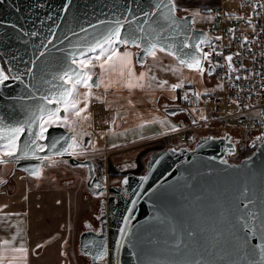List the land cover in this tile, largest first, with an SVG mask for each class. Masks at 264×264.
<instances>
[{"label":"water","instance_id":"obj_1","mask_svg":"<svg viewBox=\"0 0 264 264\" xmlns=\"http://www.w3.org/2000/svg\"><path fill=\"white\" fill-rule=\"evenodd\" d=\"M156 2L0 0V56L6 71L21 76L20 80L10 79L7 86H0V118L13 124L24 120L26 110L39 101H22L21 97L35 93L38 98L44 94L50 87L47 82L61 71V64L69 53L76 52L80 58L79 50L98 38L109 22L125 16L141 17ZM129 8L132 15H128ZM176 16L180 27L170 30L172 38L166 43L179 45L185 37L192 38L189 43L212 42L208 32L195 25L193 13L176 11ZM128 27L126 24L125 32ZM148 27L146 23L145 28ZM82 28L87 31H81ZM48 40L52 43L48 44ZM142 49L143 45L139 49L135 47L138 64L147 60ZM41 51L45 55L37 59ZM139 57H143V62ZM211 71L209 67L207 72ZM97 81L94 75L93 82L97 84ZM46 107L58 105L46 104ZM166 111L186 112L187 109L169 106ZM31 131L34 130H26L21 136V145ZM45 135L52 139L72 136L62 125L50 126ZM38 143L48 144L50 140ZM249 146L251 152L239 159H230L236 152L230 133L201 135L191 145H171L152 152L143 172L126 173L118 183L108 186L97 177L91 158L68 153L59 156L51 149L37 152L36 156H56L72 165H86V182L92 195L109 193L101 198L99 228L84 229L79 235L78 250L89 257L87 264H252L249 250L264 244V240L260 239L261 231H247L241 217L247 219L249 229L260 228V218L253 221L251 214L264 213V140H251ZM14 159L17 167L29 174L39 172L42 163L31 154ZM145 176L147 180L141 179ZM125 178L129 181L127 185L122 183ZM249 199L253 203L245 208ZM98 250L105 252L103 260L93 259ZM255 258L259 260L258 255Z\"/></svg>","mask_w":264,"mask_h":264},{"label":"crops","instance_id":"obj_2","mask_svg":"<svg viewBox=\"0 0 264 264\" xmlns=\"http://www.w3.org/2000/svg\"><path fill=\"white\" fill-rule=\"evenodd\" d=\"M194 1L197 0H176L180 9ZM201 1L202 4L211 3L212 7L219 3V0ZM118 47L121 53L128 51L135 54V47ZM142 66L137 63L136 55L132 57V75L119 65L114 68L106 65L107 71L98 66L97 84L100 86L92 89L87 110L81 114L88 117L85 124L91 131L87 142L90 147L85 152L87 155L82 157H92L94 153L104 155L112 180L126 173L143 172L150 154L160 148L191 145L182 141V144H175L179 139L178 131L199 120L206 112L204 106L197 104L185 107L186 112L168 113L167 107L176 106L183 100L179 90L149 87V79ZM191 72L196 74V82L200 79L207 81L206 86H197L201 98L208 93L215 80L206 70L203 75ZM141 74H145L144 78L137 79ZM128 82L142 84L143 87L129 89L126 87ZM108 84L111 87L106 88ZM78 90L81 93L87 91L84 88ZM79 100L83 101L84 97L80 96ZM79 107L83 108L84 104ZM173 127L177 130L172 131ZM195 133L196 139L203 135L199 130ZM55 177L24 179L17 176L21 179H15L13 190L0 189V255L6 257L4 264H71V258L75 256L72 250L75 237L78 249L79 235L88 229L86 221L90 218L83 217L80 228L79 216L84 210L88 212L91 209L89 205L87 209H75L72 194L65 186L71 179L60 183L54 180ZM5 240L10 243L5 245ZM21 246L27 249L26 254L10 251Z\"/></svg>","mask_w":264,"mask_h":264},{"label":"snow or ice","instance_id":"obj_3","mask_svg":"<svg viewBox=\"0 0 264 264\" xmlns=\"http://www.w3.org/2000/svg\"><path fill=\"white\" fill-rule=\"evenodd\" d=\"M178 4L176 0H157V2L151 6L150 11L143 12L141 17H136L135 19H128L125 16L123 19L116 18L114 21L109 22L107 29L101 33L98 38H94L93 41L88 42L86 48L79 50V57L77 58L76 52L69 53V56L65 62L61 64V71L53 76L51 81L47 83L50 85L49 88L45 90L44 94H41L38 98L35 93H29L27 97H21V100H37L38 103L30 106L26 110V118L22 121H16L13 123H8L5 119L0 118V164L7 162L4 158H16L17 160L23 159L29 154L34 156L36 159L48 160L51 159L48 156L40 157L36 156L37 152L47 151L49 149L53 150L55 155L63 156L65 153L73 156H80L86 152V149L82 148L79 144L76 135L66 136L61 135L58 138L52 139L45 135L48 129L52 125L64 126L72 133L76 132L73 125L76 124V119H87L86 116L82 117L81 114L87 110L89 98L93 95L92 88L99 87L100 84L93 82V75H97L93 72V69L98 65L102 70L107 71L105 68L108 65L109 68H114L119 65L121 68H126L129 71V75H132V57L131 52L125 51L121 53L119 51L118 45L124 46H135L136 48H141L143 45V51L151 56L153 59H157V53H166L169 56H174L179 60V63L184 67L192 69L197 73L203 75L205 69L202 65V60L208 58L212 55L211 52H205L201 45L206 43L205 40H200L198 43H189L192 39L191 37H185L179 45L176 43H166L167 40L172 38L171 31L173 29H178L180 24L176 16V11L178 9ZM261 8H264V3L260 4ZM187 11V9H185ZM128 15H132V9H127ZM195 16H199V12L193 13ZM238 19L242 17H237ZM161 21H166L162 23ZM149 27L145 28V24ZM251 23V20H249ZM128 25V29L125 32V25ZM95 27V26H93ZM81 31H87L86 29H81ZM234 31V30H233ZM181 35L183 33H180ZM33 35H37L33 33ZM55 36V33H53ZM217 40L222 39V37H216ZM245 41L247 38L245 37ZM52 40H48V44H51ZM47 48V44L44 45ZM185 49H193L191 52L185 51ZM214 51V50H213ZM89 53H95V55H89ZM199 53V54H197ZM45 52L41 51L37 56V59L44 56ZM115 58V59H114ZM233 57L231 55L226 57L228 62H231ZM139 60L143 62V57H139ZM35 63V62H33ZM31 72V69L28 70ZM145 74H141L137 79H143ZM123 76V72H121ZM246 78V77H245ZM12 80H20L21 76L11 75L10 70L6 71L3 66H0V86H7L6 82ZM155 79V77H152ZM237 80L241 77H236ZM53 81H58L59 83H54ZM101 83L103 81L101 80ZM167 81H162L160 86L163 87ZM65 85H69L65 87ZM143 87L142 84L137 85L132 82H128L126 87L132 89L133 87ZM111 87L110 84L106 85ZM183 84H174L171 86L172 90L182 88ZM84 88L87 91L81 93L78 89ZM39 91V89H37ZM194 95L199 98L201 93L196 92ZM83 96L84 100L81 101L78 97ZM184 99L187 100L188 96L185 95ZM83 103L84 107L81 108L79 105ZM48 105H60L61 107L48 108ZM63 111L67 115L60 116V112ZM201 119H206V117L201 116ZM161 123H163L161 121ZM26 130L31 131L28 138L21 145L20 138L26 132ZM175 127L172 131H176ZM261 139V137H258ZM50 140L48 144H40L38 141ZM77 148H81L77 151ZM22 152V155H17V153ZM83 166V165H81ZM36 174H39L38 171ZM141 179L147 180V177H142ZM122 183L127 185L129 183L128 179L125 178ZM99 187V185H97ZM103 193H101L102 195ZM135 205V201L132 202ZM252 200H248V205L252 204ZM252 220L255 221L257 217L260 218V228H248V222L245 217H241L245 221L243 227L249 232L261 231V240H264V213H252ZM127 223V218L125 220ZM125 233V230H121ZM245 242H247V237ZM10 241L5 240L4 244L8 245ZM256 248H259L257 253ZM9 249H6V251ZM10 251L13 253H27V249L23 246L19 248H11ZM249 253L253 256L252 264H264V244L256 245L249 250ZM93 255L91 252L87 253ZM105 252L98 250L94 255V260H103L105 258ZM259 256V260L255 257ZM6 257L0 255V264H4ZM15 259V257H13Z\"/></svg>","mask_w":264,"mask_h":264},{"label":"built area","instance_id":"obj_4","mask_svg":"<svg viewBox=\"0 0 264 264\" xmlns=\"http://www.w3.org/2000/svg\"><path fill=\"white\" fill-rule=\"evenodd\" d=\"M261 3L264 0H220L212 8L209 32L212 42L202 44V49L212 55L203 59L202 65L206 71L212 67L208 74L216 84L201 98L191 92L187 100L175 104L186 108L199 104L206 109L203 114L206 119L200 118L178 131L180 141L193 143L196 137L192 133L196 130L203 135L230 133L238 150L244 137L234 133L243 129L251 132L250 140H264V8L260 7ZM229 55L233 57L231 62L226 60ZM238 76L241 79L237 80ZM254 112L261 118L249 116ZM93 161L97 177L108 186L105 156L94 153Z\"/></svg>","mask_w":264,"mask_h":264},{"label":"rangeland","instance_id":"obj_5","mask_svg":"<svg viewBox=\"0 0 264 264\" xmlns=\"http://www.w3.org/2000/svg\"><path fill=\"white\" fill-rule=\"evenodd\" d=\"M220 1V0H219ZM213 5H211V3L208 4H202L201 0H197L196 2L194 1L193 4H190L188 6H183L181 7V9L185 10L187 9V12H191V13H195V12H199L200 15L199 16H195L194 18V22L201 26L202 28H204L205 30L210 32V21H211V17H212V7ZM202 47V45H201ZM89 55H95V53H91ZM98 66V65H97ZM145 69V73L148 76L149 79V87H160V88H171L172 85L174 84H183L182 88H178L175 90H179L180 92V97L181 99H184L185 95H189V93H196L199 92L198 89V84L199 85H204L206 86L207 81L204 79H200V81L196 82V74L191 71H194L192 69H189L187 67H184L183 65H181L179 63V61H177L175 59L174 56H169L166 53H162V52H158L157 53V59H153L151 56L147 55V61L145 62V64H143V66ZM96 71L95 68L93 69V72ZM152 77H155V79H152ZM193 78V79H192ZM192 79V82L191 80ZM162 81H167L166 84L163 85V87L160 86V83ZM216 84V83H215ZM92 89H95L92 88ZM79 99V97H78ZM67 115V113L61 111L60 112V116H64ZM255 116L257 118H261L260 114L258 112H254V113H250L249 116ZM82 116V115H81ZM83 117V116H82ZM72 119H76V124L73 125L76 129L75 133L71 132V135H76L77 139L79 141V144L81 145L82 148L84 149H88L90 147V145H87L88 142V137L91 134L90 129L86 126V120L85 119H77L75 117H71ZM88 118V117H87ZM64 127V126H63ZM66 128V127H65ZM68 130V128H66ZM198 131V130H196ZM200 131V130H199ZM236 133H234L235 135H242L244 137V139L241 141L240 145L238 146V150H236V152L231 155L232 157L239 154V152L243 151L242 147L251 139V132H249V130L247 129H243V130H232ZM202 132V131H201ZM193 137L197 136L195 131L192 133ZM203 134V132H202ZM251 141V140H250ZM189 144H192V140H190L189 142H187ZM175 144H182V142H180V139H177L175 141ZM81 148H77V151H80ZM86 156L87 154L84 153L83 155L77 156L78 158H86V157H82V156ZM51 159L48 160V165L47 166H43L41 167L40 170V175L44 176V177H48V178H52L55 177L54 180L56 182H66L67 178L71 179V182L68 185L67 188L69 189V191L72 194V201L74 204L75 209L77 207L79 208H83V209H87L88 205L90 207L91 210H88V212H86L85 210L83 212H81L79 219H78V223L80 224V228H82L83 224L81 222V220L84 218H91V214L89 211L94 212V201L93 199H89L91 197V195L88 193V186H87V167L86 165H72L70 163H68L65 159L63 158H58L56 156V159L53 156H49ZM94 160V154L92 155V157H90ZM108 167V166H107ZM109 170V167H108ZM59 175H56L58 174ZM28 178V177H27ZM15 179H21V178H14L12 179L11 185L10 186H6L5 188L7 189V191H11L13 190V188L16 185V181ZM30 179V178H28ZM62 179V180H61ZM64 179V180H63ZM121 178H118L117 180H112L111 179V175L109 173L108 175V185L111 183H118L120 181ZM46 181V180H45ZM47 182V181H46ZM45 183V182H44ZM99 212H97L98 214ZM77 240L75 237V243H74V249H72L75 253V256L71 258V264H87V262L89 261V258L86 257L85 255H82L81 253H79L78 249H77Z\"/></svg>","mask_w":264,"mask_h":264},{"label":"flooded vegetation","instance_id":"obj_6","mask_svg":"<svg viewBox=\"0 0 264 264\" xmlns=\"http://www.w3.org/2000/svg\"><path fill=\"white\" fill-rule=\"evenodd\" d=\"M177 11H178L179 14L185 13V12L182 11V9H179V8L177 9ZM195 25L197 27H201V26L197 25L196 23H195ZM207 32L209 34V31H207ZM0 62L2 64V66L4 68H6L5 67V64H4V61H3V59H2L1 56H0ZM95 70L96 71H94V73L99 72L98 66L95 67ZM93 77H94V75H93ZM58 107H61L62 108V106H60V105H58ZM233 138H235V135L233 136ZM54 158L56 159V157H54ZM88 158H90V157H88ZM4 159L7 160V162L4 163V164H0V183L3 182L2 186L0 187V189L1 188H5L6 186H10L11 185V182H12V179L16 178L17 176H20L21 178H24V179H28V178H31V177H40L41 176L40 175L41 167L47 166L48 165V160H49V159L48 160H42V163H41V166H40L39 172H38L39 174H36V173L35 174H29L28 172H26L24 170H21V169H19L17 167V161L14 158H7V157H5ZM93 164H94V161H93ZM94 170H95V173H96V167H95V165H94ZM88 190H89V188H88ZM88 193L91 195V197H92V199H93V201L95 203L94 204L95 205L94 206V209L95 210H94L91 218H89V220L86 221V226L88 228L98 229L99 228V215L101 214L102 207H103V203L101 202V198L102 197H107L109 195V193H104L101 196H94V195H92V193L90 192V190H89ZM97 212H99V213L97 214Z\"/></svg>","mask_w":264,"mask_h":264},{"label":"trees","instance_id":"obj_7","mask_svg":"<svg viewBox=\"0 0 264 264\" xmlns=\"http://www.w3.org/2000/svg\"><path fill=\"white\" fill-rule=\"evenodd\" d=\"M180 9V8H179ZM183 12H186L185 10H182ZM241 152H239V154L235 155V156H229L230 159H239L241 157H243L244 155L248 154L249 152L252 151V148L249 146V143L247 142L243 147H242Z\"/></svg>","mask_w":264,"mask_h":264}]
</instances>
